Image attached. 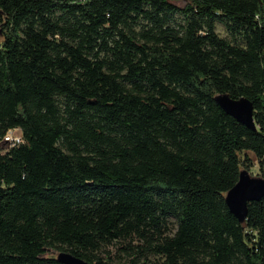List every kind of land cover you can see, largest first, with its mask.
Masks as SVG:
<instances>
[{
	"label": "trees",
	"instance_id": "16d2710c",
	"mask_svg": "<svg viewBox=\"0 0 264 264\" xmlns=\"http://www.w3.org/2000/svg\"><path fill=\"white\" fill-rule=\"evenodd\" d=\"M220 96L252 103L257 130ZM254 162L264 0H0V264H116L114 247L264 264V198L244 224L226 204Z\"/></svg>",
	"mask_w": 264,
	"mask_h": 264
},
{
	"label": "water",
	"instance_id": "95a60500",
	"mask_svg": "<svg viewBox=\"0 0 264 264\" xmlns=\"http://www.w3.org/2000/svg\"><path fill=\"white\" fill-rule=\"evenodd\" d=\"M225 97L227 99L224 101L217 99L221 109L239 124L251 131H256L252 103L247 100L233 101ZM263 198L264 178L253 177L248 170H243L237 185L227 194L226 204L230 213L239 223L244 224L248 219L249 204L260 202ZM56 260L59 264H89L67 252L59 253Z\"/></svg>",
	"mask_w": 264,
	"mask_h": 264
},
{
	"label": "rangeland",
	"instance_id": "374dc122",
	"mask_svg": "<svg viewBox=\"0 0 264 264\" xmlns=\"http://www.w3.org/2000/svg\"><path fill=\"white\" fill-rule=\"evenodd\" d=\"M217 33L219 34V36L221 38H229V34L227 32V30L225 29L224 26L222 25H218L217 26ZM227 98L225 96H220L219 100L220 101H224ZM249 173L251 174V176L253 177H260V178H264V167H261L257 162H254L250 167H249ZM113 255L115 256V262L116 264H119L120 258H119V252L117 253V247H114L113 249H111ZM50 255L57 257V255L59 254V252L56 251H52L49 253ZM157 261V259H154V261Z\"/></svg>",
	"mask_w": 264,
	"mask_h": 264
},
{
	"label": "built area",
	"instance_id": "2783aa9c",
	"mask_svg": "<svg viewBox=\"0 0 264 264\" xmlns=\"http://www.w3.org/2000/svg\"><path fill=\"white\" fill-rule=\"evenodd\" d=\"M22 143L21 137L15 131H9L3 140V144L8 149Z\"/></svg>",
	"mask_w": 264,
	"mask_h": 264
}]
</instances>
